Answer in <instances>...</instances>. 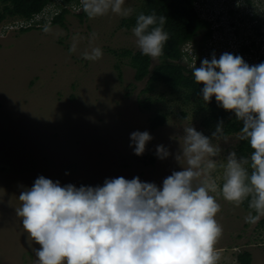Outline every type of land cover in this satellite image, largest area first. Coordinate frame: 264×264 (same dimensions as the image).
<instances>
[{
  "label": "rangeland",
  "instance_id": "rangeland-1",
  "mask_svg": "<svg viewBox=\"0 0 264 264\" xmlns=\"http://www.w3.org/2000/svg\"><path fill=\"white\" fill-rule=\"evenodd\" d=\"M249 1L199 0L197 8L212 22L213 35L208 41L202 34L196 36L184 48L186 57L199 66L213 53L219 58L242 42L248 45L255 40L246 57L250 63L256 59L262 48L256 49L259 36L254 26L260 24L264 30V0ZM140 2L126 0L125 7L134 12ZM62 5L68 9L63 24L50 25L46 18ZM81 11L80 0L77 4L51 0L34 28H7L16 18L0 21V264H37L35 249L40 246L24 231L15 209L21 206L19 194L40 175L77 187L102 185L105 178L119 176H138L160 185L173 170H180L174 154L183 128L192 125L208 136L215 131L201 124L208 111L184 91H172L162 83L145 91L147 77L134 79L127 58L117 56L123 49L138 50L132 29L121 25L124 18L111 12L81 18ZM74 37L76 51L70 54ZM91 47L102 49L101 59H82ZM157 62L151 58V66ZM158 114L165 121L152 129L150 120ZM136 130H147L153 137L140 156L129 147L130 133ZM239 135L222 133L213 140L223 149L212 174L218 185L223 172L219 165L235 149ZM160 144L173 155L157 158ZM211 194L221 206L215 218L223 228L215 244L217 263L240 264L237 254L248 250L251 264H264V225L260 224L264 216L247 223L249 212L242 205L226 201L219 189Z\"/></svg>",
  "mask_w": 264,
  "mask_h": 264
},
{
  "label": "clouds",
  "instance_id": "clouds-1",
  "mask_svg": "<svg viewBox=\"0 0 264 264\" xmlns=\"http://www.w3.org/2000/svg\"><path fill=\"white\" fill-rule=\"evenodd\" d=\"M125 2L80 0L90 19L109 12L128 18L133 9ZM166 23L167 17L154 11L136 16L132 33L142 55L156 59L164 54L170 38ZM77 42L74 37L70 54ZM229 52L219 58L213 53L199 66L196 61L186 63L195 83L202 85L199 96L204 103L214 97L218 107L242 123L239 139L250 146V155L229 151L219 165L222 183L217 184L212 174L223 149L213 140L221 138L220 121L211 136L192 125L183 128L174 154L180 170H173L160 185L138 176H119L105 178L102 185L77 187L40 175L19 194L21 206L15 209L24 231L40 246L35 249L37 264H217L215 244L223 228L215 218L221 206L211 193L219 189L235 206L247 200V223L264 216V62L250 65ZM102 56L100 47H91L82 59L96 61ZM152 139L147 130L133 131L129 147L143 155ZM155 155L163 160L173 153L160 144Z\"/></svg>",
  "mask_w": 264,
  "mask_h": 264
},
{
  "label": "trees",
  "instance_id": "trees-1",
  "mask_svg": "<svg viewBox=\"0 0 264 264\" xmlns=\"http://www.w3.org/2000/svg\"><path fill=\"white\" fill-rule=\"evenodd\" d=\"M51 0H0V21L6 18H16L20 20H29L32 16L41 13L44 7ZM67 4H77L79 0H63ZM199 0H141L138 7L134 8V12L128 18H124L121 21V25L128 29H132L135 25L136 16L143 12L150 14L153 11L157 16L164 15L167 17V23L165 30L169 33V40L165 44L164 54L157 58L158 62L151 66V57L142 55L138 50L123 49L120 53L117 52V56L126 57L127 64L133 68V77L139 81L147 77V85L145 91H150L154 88V84L162 83L172 91H184L186 97H193L195 100L201 103V108L208 111L201 119V124L210 129H215L218 122L223 121L222 133L224 135L240 134L242 123L237 121L234 114L230 111H226L217 106V103L213 97L212 101L205 104L202 97L199 96V89L202 85L195 83L191 74V69L186 61L191 62V59L186 57L187 52L184 49L185 44L191 43L195 40L196 36L202 34L203 39H208L213 35L211 29V22L204 18L197 8ZM250 3L249 0L245 2ZM68 12V9L63 5L60 6V11L51 16V23L63 24L64 14ZM81 18L86 14L81 11L78 14ZM261 25L254 26L256 34L259 36V42L257 50L262 47V55L258 54L256 59L252 62H248L246 55L251 54V49L255 47V40H251L249 44L242 42L236 50H232L229 53L234 55H240L250 65L259 64L264 62V30H260ZM30 29L29 26L21 27V31ZM260 53V52H256ZM200 57L198 58L199 62ZM255 61V62H253ZM198 66V64L196 63ZM119 69L118 65H115ZM118 76L121 73L118 72ZM181 116L183 114L181 113ZM165 121L163 114L155 115L149 123L152 129L161 126ZM238 156L250 155L252 149L247 142L238 140L235 149ZM150 160H153V156H150ZM245 211H250L248 207V201L245 200L242 204ZM261 225H264V217L260 221ZM237 260L240 264H251V253L248 250H244L237 254ZM219 264V263H217Z\"/></svg>",
  "mask_w": 264,
  "mask_h": 264
},
{
  "label": "built area",
  "instance_id": "built-area-1",
  "mask_svg": "<svg viewBox=\"0 0 264 264\" xmlns=\"http://www.w3.org/2000/svg\"><path fill=\"white\" fill-rule=\"evenodd\" d=\"M42 12L41 13H38L34 16H32L31 18H29V20H15L13 22H9L8 24V27L7 28H14V27H17V28H21V27H26V26H32V25H36V21L41 18ZM40 15V17L38 16ZM47 19V18H46ZM51 19V18H50ZM50 19H47L48 22L50 21Z\"/></svg>",
  "mask_w": 264,
  "mask_h": 264
}]
</instances>
